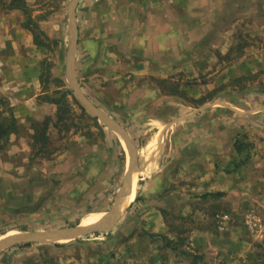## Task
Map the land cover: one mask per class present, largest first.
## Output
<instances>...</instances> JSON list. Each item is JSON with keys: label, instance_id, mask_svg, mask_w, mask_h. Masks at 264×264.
I'll use <instances>...</instances> for the list:
<instances>
[{"label": "rangeland", "instance_id": "obj_1", "mask_svg": "<svg viewBox=\"0 0 264 264\" xmlns=\"http://www.w3.org/2000/svg\"><path fill=\"white\" fill-rule=\"evenodd\" d=\"M185 1L174 2V10L181 11ZM194 1L188 2L190 13L185 23L193 32L190 35H193L195 45L185 50L187 53L182 60H173L171 78L165 82L149 76L146 85L135 80L133 88L138 89L137 95L127 86L109 88L100 94L96 88V96L88 86L90 73L81 71L79 63L75 65L78 89L97 108L127 127L136 150L135 185L131 183L129 203L110 226L40 245L38 248L44 250L46 264H69L70 250L75 246L78 250L87 247L90 253L105 248L108 251L98 254L106 255L107 261H88L109 264V259L115 260L117 253L126 251L124 243L130 254H137L142 251L140 241L147 242V245H165L164 230L173 234H191L201 227L203 220L210 225L212 218L218 229H223L231 220L237 221L246 237L248 235L254 242L255 257L238 264H264V185L258 192L247 193L245 203L240 207L233 209L220 205L222 193L219 196L213 195L212 191L204 192L205 186L198 184L196 171L189 170L186 165L184 160L196 153L197 143L184 147L182 140L185 139L180 133L181 127H188L190 137L199 136L201 139L209 138L213 130L215 133L220 129L226 141L225 146H221V153H236L234 166L238 158L242 161L251 155L254 128L260 127L256 122L264 121V0H198L196 7ZM61 6L63 20L59 34L47 36L36 28V22L33 29L34 38L41 41L40 54H44L40 60L42 98L60 102L54 103L56 114L52 119L49 117L53 126L49 125L47 142L39 144L40 150L33 149L32 158L19 157L8 162L4 144H0V172L15 171L13 176L0 175L1 213L4 214L5 205L14 207L12 214H8L12 219L9 222L4 223L5 215H0V234L62 230L78 225L81 218L84 223L97 221L94 223L97 224L108 214L128 170L126 146L123 145V158L117 134L82 104L69 85L65 0ZM145 87L150 91L157 87L172 92V102L165 103L164 108V105H152L150 98L147 112H135L131 103L134 99L138 101L139 88ZM180 102L190 105L182 116L178 110ZM152 107H156L155 112H159L163 119L152 118L153 112L149 113ZM58 114H61V120H57ZM139 116H142L140 121ZM222 118L231 121L230 129ZM42 121H33V130L40 128ZM196 128H199L197 135ZM229 158L231 160L233 155ZM257 164L254 168L264 175L262 160ZM231 166L225 165L232 169ZM152 207H157L159 217L154 218L151 212L148 213L156 210ZM249 210L261 218L256 229H250L245 223ZM224 214L227 217L222 219ZM149 217L160 222L173 218V223L157 227L143 224ZM127 219H133L134 223L124 225ZM133 237L138 242L134 246ZM54 251L59 252L56 257ZM9 254V249L0 252V264H9L11 259L6 258ZM36 254L30 250L26 257L37 262ZM189 254L196 256L191 251ZM12 259L14 264H20L18 257Z\"/></svg>", "mask_w": 264, "mask_h": 264}, {"label": "crops", "instance_id": "obj_2", "mask_svg": "<svg viewBox=\"0 0 264 264\" xmlns=\"http://www.w3.org/2000/svg\"><path fill=\"white\" fill-rule=\"evenodd\" d=\"M65 1L67 4L66 58L70 60L69 48L73 31L68 10L69 0ZM174 2L178 0H76L73 6V21L77 28L73 55L74 71L75 65L79 63L81 71L86 72L85 74L90 73L89 88L94 92L97 88L100 90L99 94L109 88H127L128 86L137 95L138 89L133 88L136 79L141 85H146L148 83L146 78L149 76H154L155 79L159 78V81L164 82L171 78L173 60H180L183 55H186L185 50L195 45L193 35H190L193 32L185 23L190 13L189 0L181 5L182 10L179 12L174 10ZM197 2L198 0L194 1V7L197 6ZM62 3L63 0H0V114L3 118H10L12 123L11 129L0 136V144H4L5 160L8 162L15 161L19 157L26 160L32 158L34 149L32 122L42 121L46 117L52 119L56 114L54 103L42 98L44 91L40 80V60L44 54L42 52V56L40 54V42L34 39L35 30L33 29L36 22V28L38 27L37 29L47 36L59 34L63 20ZM75 78L77 81L76 74ZM139 89L140 97L138 101L135 99L132 101L131 109L135 112L140 110L138 111L140 114L147 112L150 98L153 101L152 105L156 103L164 105L165 108V103H171V97L174 95L172 92L162 91L157 87L151 91L146 87ZM178 105L181 116L190 107L182 102ZM150 109L149 113L153 112L154 115L152 118L163 119L159 112H155L156 107ZM147 117L148 115L143 118ZM110 118L122 130L111 128L105 122L104 124L117 134V142L125 158L124 134L133 145L135 143L127 127L114 118ZM141 118L142 116H139V121ZM222 119L223 122H227V129H230L231 121ZM251 122L256 121L251 120ZM217 123L219 124V121ZM256 124L260 127L254 128L256 133L252 138L255 142L252 145L251 155L246 160L243 158L242 161L238 158L235 166L233 159L236 153L232 152L229 155L221 153V146H225L226 141L220 129H216L215 133L213 130L209 138L200 139L199 136L190 137L188 127H181V138L185 139H181L182 145L191 147L192 143H197L196 153H191L190 156L193 157L189 156L184 161L189 170L196 171L198 184L205 186L204 192L222 193L223 200L220 205L233 209L240 207L245 203L244 196L247 193L258 192L264 185V175L254 168L261 160L264 165V121L256 122ZM49 125L53 126V123L50 121ZM198 132L199 128H196L195 135ZM208 144L213 147H206ZM219 146L221 148L217 151ZM231 155L233 158L230 160ZM226 164H231L232 169L225 167ZM14 173V170L7 169L1 170L0 175L13 176ZM132 182L135 185L134 179ZM130 190L132 188L130 189L129 186L128 195L123 203L124 207L129 203ZM85 191L89 192V190ZM6 206L8 205L3 207L4 214L1 213L2 207L0 206V215H5L4 223L12 220L8 214H12L14 209V207ZM152 208L156 210L148 211V213L151 212L154 218L159 217L160 212L157 207ZM7 209L10 210L7 212ZM89 212H95V210ZM96 222L84 223L82 218L80 220V224ZM127 222L134 223L133 219H127L124 225L127 226ZM145 223L157 227L172 224L173 218H169L168 222L166 219L160 222L149 217L143 221V224ZM208 223L203 220L200 222L201 227L191 234L187 232L173 234L164 230L167 241L165 245L162 243L159 245L148 243L147 245V242L140 241L142 251L137 254H130L128 248L124 247L126 245L124 243L123 248L126 251L117 253L115 260L109 259V264H238L255 257V244L248 235L246 237L240 223L231 220L223 229L217 228V223L213 218L211 224ZM50 230H58V228L31 232ZM25 232H5L0 234V240L15 234L22 235ZM178 239L180 241L176 243ZM172 241H175V244ZM131 242L132 246L138 244L134 237ZM24 243L30 244L23 246L21 245L23 242L12 243L0 252L5 249L10 250V254L6 256L11 259L9 264H14L12 259L14 256L19 258L17 262L20 264H26L25 261L31 262L29 264H46L44 250L38 248L41 247L40 245H45L46 241ZM30 250L36 251L37 262L35 259L30 261L26 257ZM118 250L121 251V248ZM100 251L105 253L108 250L103 248L90 253L87 247L78 250L75 246L74 250H70L68 263L91 264L88 260L92 259L95 262L107 261L106 255L98 254ZM190 251L196 256L190 255ZM58 253L54 251L53 256L56 257ZM191 258H195L196 261Z\"/></svg>", "mask_w": 264, "mask_h": 264}, {"label": "water", "instance_id": "obj_3", "mask_svg": "<svg viewBox=\"0 0 264 264\" xmlns=\"http://www.w3.org/2000/svg\"><path fill=\"white\" fill-rule=\"evenodd\" d=\"M76 0H69V17H70V24L73 31L72 42L70 43L69 54L71 55L70 60L67 62V80L69 82L70 87L82 102V104L97 118L105 122L111 128L122 130L119 125L112 120L106 113L102 112L99 108H97L79 89L77 85V81L75 78V71H74V60L73 55L75 51V39L77 35V28L73 21V6ZM126 140V146L128 148V155H129V165L128 170L126 171L123 184L121 190L116 195L114 203L112 207L108 210V214L100 219L97 224H92L89 226H83L80 223L71 228H64L58 230H50V231H39V232H25L22 235H11L5 239L0 240V250L4 249L5 247L9 246L12 243H21V242H32V241H58L68 238H73L83 233H87L89 231L94 230H101L104 226L111 225L118 219V214L121 210V205L124 203L126 196L128 195L129 186L132 182L133 175L136 168V150L134 145L130 142V139L124 134ZM133 174V175H132ZM109 225V226H110Z\"/></svg>", "mask_w": 264, "mask_h": 264}, {"label": "trees", "instance_id": "obj_4", "mask_svg": "<svg viewBox=\"0 0 264 264\" xmlns=\"http://www.w3.org/2000/svg\"><path fill=\"white\" fill-rule=\"evenodd\" d=\"M35 36V33H34ZM36 41H38L36 38H34ZM41 41H38V43ZM47 100V99H46ZM204 100V99H203ZM50 102H53L55 104H59V100H48ZM57 120H61V114L57 115ZM8 121V122H7ZM50 119L49 117H46L41 123H40V128H35L34 129V141H33V148H37L38 150H40V148H38L39 144L41 146V144L46 143L47 142V131L49 128V124H50ZM3 122V123H2ZM5 122L7 123L5 125ZM12 123H11V119L9 118H2L1 114H0V136L3 135L4 133H6L7 131H9L11 129ZM213 195H221L220 192L217 193H213ZM137 198V197H136ZM30 243H23L21 245L25 246V245H29Z\"/></svg>", "mask_w": 264, "mask_h": 264}, {"label": "built area", "instance_id": "obj_5", "mask_svg": "<svg viewBox=\"0 0 264 264\" xmlns=\"http://www.w3.org/2000/svg\"><path fill=\"white\" fill-rule=\"evenodd\" d=\"M227 217L226 214H224L221 218L225 219ZM261 218L260 216L256 215L252 210H249V212L245 216V223L250 229H256L257 226L260 224Z\"/></svg>", "mask_w": 264, "mask_h": 264}, {"label": "bare ground", "instance_id": "obj_6", "mask_svg": "<svg viewBox=\"0 0 264 264\" xmlns=\"http://www.w3.org/2000/svg\"><path fill=\"white\" fill-rule=\"evenodd\" d=\"M133 175V174H132ZM133 177H134V175H133ZM133 180V179H132ZM131 187V186H130ZM125 203V202H124ZM124 206H123V204L121 205V210H122V208H123ZM81 225H83V226H89V225H92V224H81Z\"/></svg>", "mask_w": 264, "mask_h": 264}]
</instances>
